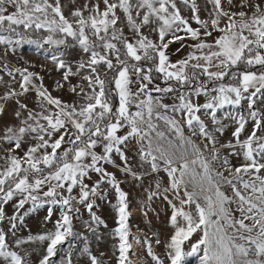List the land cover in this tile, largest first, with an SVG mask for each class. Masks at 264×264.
Returning <instances> with one entry per match:
<instances>
[{
  "label": "snow or ice",
  "instance_id": "obj_1",
  "mask_svg": "<svg viewBox=\"0 0 264 264\" xmlns=\"http://www.w3.org/2000/svg\"><path fill=\"white\" fill-rule=\"evenodd\" d=\"M201 11L197 0H0V116L14 102L17 121L0 128V224L9 225L0 228V264H33L35 249L22 246L36 243L45 245L38 264H54L69 238L85 241L89 264H104L73 220L81 205L88 231L106 228L94 209L108 190L115 197L116 264L144 260L137 248L165 264L154 251L153 237L162 243L158 232L133 233L128 193L105 165L139 185L149 180L146 205L154 198L167 203L168 264L189 257L198 264H264V108L257 107L264 97V0H204L207 18ZM177 42V52L189 51L173 61L168 49ZM24 45L44 49L61 74L53 90L67 86L75 99L54 96L30 70L35 65L10 62ZM68 48L79 49L78 60L67 58ZM228 129L231 139L222 141ZM92 173L98 178L89 184ZM14 200L17 214L9 217L5 205ZM45 204L59 208L54 221L52 207L44 217L52 228L16 236L18 222ZM71 256L69 247L61 264H72Z\"/></svg>",
  "mask_w": 264,
  "mask_h": 264
},
{
  "label": "rangeland",
  "instance_id": "obj_2",
  "mask_svg": "<svg viewBox=\"0 0 264 264\" xmlns=\"http://www.w3.org/2000/svg\"><path fill=\"white\" fill-rule=\"evenodd\" d=\"M65 0H62V3H64ZM85 3V0H77L78 5H83ZM197 3L201 5L202 11L200 15L202 18H207L206 12L203 11L204 7V0H197ZM69 7H72V5H69ZM210 7V5H209ZM183 13L185 15H188V10L183 9ZM67 14V12H66ZM192 23L193 27H197L194 21H190ZM215 35V34H214ZM40 34H34L33 38H39ZM155 39V35L152 37ZM186 44H191L193 41L186 40ZM180 43H173L170 45L168 49V54L170 55V58L173 61H176L178 59L183 58L187 52L189 51L188 48L182 49L180 52H177L176 49L180 48ZM47 46H45V49ZM3 46H0V51H2ZM68 59L71 61L78 60L81 53L79 49H72L68 48ZM23 57V59H18L19 57ZM10 62L17 66H28V64L25 63L27 61L31 65H35L34 68H30L32 71L39 72L41 76L44 77V83L49 88V91L52 92L54 96H60L64 100H72L75 99L74 96H72L71 93L67 91V86L65 89L60 91H55L54 89V82L61 79L60 72L55 70V65L52 64L48 59H46L44 49L37 50L34 45H24L21 49L18 50L17 54L15 56H9L8 58ZM154 81L155 83H159L162 87L164 86L163 81L159 78L158 74L153 73ZM5 79H9L5 76ZM78 78H73L72 82L76 83ZM151 87V85H150ZM4 88L0 87V94H3ZM32 94H29L28 100L25 101L29 103V107H32ZM115 101V100H114ZM166 103L172 102V97L168 96L165 97ZM200 102H203V98H201ZM16 105L14 102H9L6 106L5 114L3 116H0V128H3V126L7 123L15 124L17 121L15 120L13 116V111L15 109ZM257 107L264 108V97H262L260 100L257 101ZM243 108L246 109V104L243 105ZM230 110V109H227ZM221 113H218L220 115ZM207 119L206 117H203ZM250 127V126H249ZM222 141H227L231 139V129H228L224 136L221 137ZM99 151V150H98ZM135 149L133 148L132 151L128 153L131 159V163L135 167L137 161L135 158ZM114 159L117 164H120L121 161L117 156H114ZM2 163V161H0ZM233 163H237V161L233 160ZM105 167L110 172H114L117 176V178L122 182L121 187L122 189L128 193V201H129V209L131 212L130 216V226L132 228L133 233L140 235L142 233H147L148 235H151V232H158L160 235V239L162 243L160 245H155V237H153V245H154V251L160 255L162 259H164L165 264H168V260L165 256V247L163 241L167 240L168 237L172 233V229L168 226V217L170 215V210L168 208V205L165 201L162 199H156L154 198L153 201L150 203V206L146 205V199H147V192L145 189L149 185V180H145L143 185H139L138 182L131 180V178H126L123 173L119 172L113 165H105ZM92 180L86 181L87 183L91 184L93 181H95L98 177L95 173H92ZM161 176H164V173L160 174ZM166 182V177H165ZM103 189H107V185L102 186ZM75 194V193H74ZM115 202L114 193L111 190H108V195L105 200H99L97 199L96 203L98 205L97 208L94 209V211L97 212L98 215L101 216L102 219L107 224V227L105 228L103 225H101L97 229V233L93 234L90 231H88L83 226V221L89 219L88 213L85 210V208L81 205H77V207L80 208V212L77 214L76 218L73 220L74 224V230L78 233H83L85 236H87V245L90 249V251L97 255L98 257L101 256V253H103V256L101 257L104 261V264H116L115 256L113 255L114 249H113V239L111 238V229L114 228L115 225V212L111 207V203ZM16 201H11L7 205H5V211L7 215L13 216L17 214V209L14 207ZM31 207V202L29 204L25 205L24 209H20L19 213L23 214L25 211H27ZM49 207L53 208L54 215L52 216V220L54 221L57 219L59 214V208L58 206H52L45 204L43 207H38L34 211H29L27 215L24 216L23 223L18 222V228L16 229V236L18 237H26L31 234H38L46 229L52 228V223L47 222L45 223L44 217L47 215V209ZM144 212H147V217L144 216ZM158 214V215H157ZM150 221V223H149ZM0 228H4L5 231H8L9 225L7 223V220L0 224ZM137 229L141 230L140 232L137 231ZM151 230V231H149ZM99 237V238H97ZM199 238V234H195L191 241L185 244V250L190 249V244L194 243ZM13 237L9 235V241ZM45 245L36 243V244H29L22 246L23 249H27L31 252L32 249H35V252H32L30 259L32 260L33 264H38V260L40 256L43 254ZM69 247H71L72 252V264H89V260L86 254H83L82 250L85 247V241L82 239L77 238H69L68 242L61 247V249L58 251L57 256L53 257L54 264H61V262L66 258ZM136 251L140 253L141 256L144 257V260H137V264H153L151 259L146 256V252L144 250L137 248ZM23 254V252H22ZM131 255V254H130ZM132 259L136 260V257H132ZM185 264H198V259L196 257H189L187 258Z\"/></svg>",
  "mask_w": 264,
  "mask_h": 264
},
{
  "label": "trees",
  "instance_id": "obj_3",
  "mask_svg": "<svg viewBox=\"0 0 264 264\" xmlns=\"http://www.w3.org/2000/svg\"><path fill=\"white\" fill-rule=\"evenodd\" d=\"M115 102V101H114Z\"/></svg>",
  "mask_w": 264,
  "mask_h": 264
}]
</instances>
